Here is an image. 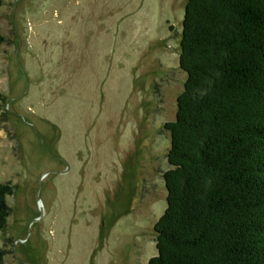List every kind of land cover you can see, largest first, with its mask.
I'll return each mask as SVG.
<instances>
[{
	"label": "rangeland",
	"instance_id": "rangeland-1",
	"mask_svg": "<svg viewBox=\"0 0 264 264\" xmlns=\"http://www.w3.org/2000/svg\"><path fill=\"white\" fill-rule=\"evenodd\" d=\"M186 3L0 0L2 264L157 254Z\"/></svg>",
	"mask_w": 264,
	"mask_h": 264
},
{
	"label": "trees",
	"instance_id": "trees-1",
	"mask_svg": "<svg viewBox=\"0 0 264 264\" xmlns=\"http://www.w3.org/2000/svg\"><path fill=\"white\" fill-rule=\"evenodd\" d=\"M182 23L187 79L164 123L167 207L148 264H264V0H187ZM14 189L0 181V232Z\"/></svg>",
	"mask_w": 264,
	"mask_h": 264
}]
</instances>
